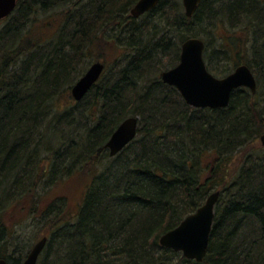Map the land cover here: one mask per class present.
<instances>
[{
    "label": "trees",
    "instance_id": "1",
    "mask_svg": "<svg viewBox=\"0 0 264 264\" xmlns=\"http://www.w3.org/2000/svg\"><path fill=\"white\" fill-rule=\"evenodd\" d=\"M138 1L19 0L0 22L7 264H22L44 237L41 255H56L38 264H264V0H203L191 18L182 0H162L134 18ZM190 38L205 42L216 76L247 65L256 93L235 90L227 108L189 106L159 73L163 59L179 64ZM87 60L105 70L75 101ZM129 117L139 118L137 137L112 157L106 144ZM67 181L83 185L73 225L62 218L64 198L45 205L41 195ZM217 191L205 259L162 247L160 238ZM24 203L47 233L21 240L9 230L10 240L1 221Z\"/></svg>",
    "mask_w": 264,
    "mask_h": 264
},
{
    "label": "water",
    "instance_id": "2",
    "mask_svg": "<svg viewBox=\"0 0 264 264\" xmlns=\"http://www.w3.org/2000/svg\"><path fill=\"white\" fill-rule=\"evenodd\" d=\"M19 0H0V22L8 18L16 9ZM162 0H139L131 10L134 18H139L153 10ZM203 0H182L188 18L193 17ZM205 42L200 38H190L182 45L179 64L162 73V81L175 87L185 102L193 108L221 109L230 105L233 92L248 88L253 94L257 91V81L247 65H241L223 78L214 76L207 68L204 59ZM105 65L96 62L72 88L75 101H81L99 81ZM139 118L124 120L106 144L112 157L119 154L138 134ZM264 146V134L260 138ZM220 192H213L205 204L194 214L186 217L176 228L160 238L162 247L181 252L189 260L202 262L208 252L210 235L215 218V208ZM47 238L35 244L22 264H37L45 248ZM0 264H7L0 258Z\"/></svg>",
    "mask_w": 264,
    "mask_h": 264
},
{
    "label": "rangeland",
    "instance_id": "3",
    "mask_svg": "<svg viewBox=\"0 0 264 264\" xmlns=\"http://www.w3.org/2000/svg\"><path fill=\"white\" fill-rule=\"evenodd\" d=\"M184 11H185V8H184ZM44 27L46 28L45 24H44ZM35 35H37V34H35ZM106 60H107V63H112V60L110 59V57L106 56ZM87 61L88 62L85 63V65L83 67L79 68V70H82L84 72V74L89 69V67H91V65L95 62L94 61V62L89 63L90 60H87ZM161 61L164 65V67L162 65L160 67L161 68L163 67L164 69L159 73L160 77L164 71L174 68V67H171V68L165 67V66L169 65V59H166V60L163 59ZM211 73L214 76H216L213 72H211ZM216 77L222 78L219 76H216ZM258 145H260V144H258ZM68 181L65 182L66 185L62 186L61 188H56L55 191H53L54 193L52 192V189H49L48 192H46V191L41 192V195H42V198H43V196L48 197L45 200V205L48 204L50 200H52L51 198H58V197L64 198L66 201H65L64 206L62 207L63 208L62 209L63 210L62 211V218L70 220L71 224L73 225L74 218L71 215L75 214L78 211L80 201L82 200V197H83V185L77 183V181L72 182V183H68ZM23 206L25 208H23V209L19 208L16 213L9 212L6 216L3 217V220L1 221L2 224L4 222V224H3L4 226L6 225L5 230L8 231L7 236L10 240H12L13 238L11 239V236H9V230L14 231V233H15V229H16L19 234H23V235H16L17 237L21 238V240H23V239L28 240L32 236H34V234L39 235V238H40L42 233H44V234L47 233L45 230L42 231V227L40 224H38V222L33 221L35 219V217H33L32 215H31V217H29V214L27 212L29 211L30 206L28 204H25V203ZM17 224H21V225L16 227L15 225H17ZM45 253H46V251L41 255V258H39V259H41V263L42 262L43 263L48 262L49 260H52L54 258V256L56 255V254H54V252L52 250H50L49 251V259H48V258H45ZM174 258L177 259L178 257H174Z\"/></svg>",
    "mask_w": 264,
    "mask_h": 264
},
{
    "label": "bare ground",
    "instance_id": "4",
    "mask_svg": "<svg viewBox=\"0 0 264 264\" xmlns=\"http://www.w3.org/2000/svg\"><path fill=\"white\" fill-rule=\"evenodd\" d=\"M135 5H136V4H135ZM131 10H132V9H131ZM130 13H131V12H130ZM131 16H132V15H131ZM166 71H167V70H166ZM164 72H165V71H164ZM161 75H162V74H161ZM27 256H28V255H27ZM26 258H27V257H26ZM25 260H26V259H25ZM25 260H24V261H25Z\"/></svg>",
    "mask_w": 264,
    "mask_h": 264
}]
</instances>
